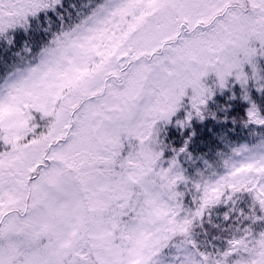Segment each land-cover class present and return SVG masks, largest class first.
<instances>
[{
    "label": "snow or ice",
    "instance_id": "obj_1",
    "mask_svg": "<svg viewBox=\"0 0 264 264\" xmlns=\"http://www.w3.org/2000/svg\"><path fill=\"white\" fill-rule=\"evenodd\" d=\"M72 7L0 0V37L41 13L61 21L35 63L0 81V264H264V229H245L221 251L193 238L225 198L246 192L264 209V140L234 149L223 174L196 184L188 212L176 160L161 166L157 127L189 89L203 118L209 74L221 87L234 76L247 100L249 81L264 92V0ZM248 115L264 125L257 102Z\"/></svg>",
    "mask_w": 264,
    "mask_h": 264
},
{
    "label": "trees",
    "instance_id": "obj_2",
    "mask_svg": "<svg viewBox=\"0 0 264 264\" xmlns=\"http://www.w3.org/2000/svg\"><path fill=\"white\" fill-rule=\"evenodd\" d=\"M80 3L81 0H63L64 7L73 15L72 5L78 7ZM48 16L50 21L41 13L39 23L32 19L27 30L19 27L7 37H0V81L29 61L35 63L43 47L53 39L61 21L52 12ZM260 61L264 64V59ZM239 84L214 93L202 108L203 118L194 114L178 125L176 120L183 118L182 112L171 118L173 124L160 125V150L165 160L175 159L184 171L185 179L178 183L176 190L184 194L182 202L188 212L195 211L199 204L196 184L214 173L223 174V160L234 149L264 140V125L250 122L248 113L252 102L245 99V90ZM248 90L264 114V92L249 87ZM249 227L256 231L264 229V212L251 194L239 193L232 200L225 198L209 207L202 220L196 222L193 238L208 251H221L228 247L229 240Z\"/></svg>",
    "mask_w": 264,
    "mask_h": 264
},
{
    "label": "rangeland",
    "instance_id": "obj_3",
    "mask_svg": "<svg viewBox=\"0 0 264 264\" xmlns=\"http://www.w3.org/2000/svg\"><path fill=\"white\" fill-rule=\"evenodd\" d=\"M260 63L262 64V62L260 61ZM246 70H248V68H247V66H246ZM204 83L206 84V86H208V87H210V88H212V95L214 94V93H216V92H218V91H222L224 88H226L228 85H232V84H235V83H237V81H236V79H235V77L233 76V77H229L228 78V81H227V83H226V85L224 86V87H221L220 85H219V83H218V78L215 76V74L213 73V74H209V76L208 77H205L204 78ZM250 84H252V86L250 85ZM240 86H241V84H239ZM242 87V86H241ZM248 87L249 88H255V89H257L255 86H254V82H252V81H249V83H248V86H247V89H248ZM243 89L245 90V88L243 87ZM248 92H249V90H248ZM191 95H192V91H191V89H189L188 90V96H186L185 98H184V100L181 102V106L177 109V112L171 117L172 118V120L175 118V116L176 115H178V114H181L182 112H184L183 113V115H182V119H178L177 118V120H176V122H177V124L178 125H183V122H184V120H189V116H188V114H189V112H192L193 113V115L195 114V110L192 108V106H191V101H190V97H191ZM211 95V96H212ZM210 96V97H211ZM209 97V98H210ZM209 98H207V100L209 99ZM247 101H249L250 103L252 102V97H251V100H247ZM205 106V105H204ZM202 108H205V107H202ZM203 110V109H202ZM262 114H263V112H261ZM192 115V116H193ZM171 118H170V120L169 121H160L159 123H158V125H157V127L158 128H160V125H162V124H169L170 122H171ZM171 124H173L172 122H171ZM159 137H160V132H159ZM264 139V138H263ZM258 144V143H257ZM256 145V144H255ZM254 146V145H253ZM160 149H161V147H160ZM238 158V157H237ZM172 159L169 161V160H165V158H164V155L162 154V158H161V166L162 167H164V168H169V167H171L172 166ZM173 171L174 172H179V173H181L182 175H184V171L181 169V167H180V165L177 163L176 164V166L174 167V169H173ZM178 192H179V190H177ZM261 211H263L264 212V209H261Z\"/></svg>",
    "mask_w": 264,
    "mask_h": 264
}]
</instances>
